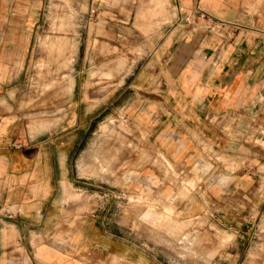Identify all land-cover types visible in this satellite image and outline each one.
Listing matches in <instances>:
<instances>
[{
	"label": "crops",
	"instance_id": "0c3cea01",
	"mask_svg": "<svg viewBox=\"0 0 264 264\" xmlns=\"http://www.w3.org/2000/svg\"><path fill=\"white\" fill-rule=\"evenodd\" d=\"M39 2L0 0V264H158L136 249L135 237L104 224L102 201L90 211L71 205L80 194H67L64 184L75 181L73 158L87 130L81 98L69 96L58 121L38 117L28 125L18 108ZM167 2L172 23L149 36L145 60L111 103L128 92L131 119L147 131L148 147L189 173L216 166L205 149L238 165L214 175L197 169L199 185L180 209L206 218L197 238L208 262L264 264L257 250L264 245V0H156L151 12L164 13ZM196 5L208 18L185 23ZM212 20L224 22L221 30L207 28ZM68 32L45 35L40 51L62 38L68 61L76 47ZM65 80L70 93L73 78ZM216 230L232 236L224 248L217 249Z\"/></svg>",
	"mask_w": 264,
	"mask_h": 264
},
{
	"label": "rangeland",
	"instance_id": "374dc122",
	"mask_svg": "<svg viewBox=\"0 0 264 264\" xmlns=\"http://www.w3.org/2000/svg\"><path fill=\"white\" fill-rule=\"evenodd\" d=\"M155 6L156 0H40L18 108L28 125L38 117L56 116L58 121L67 110L69 96L81 98L87 130L73 158L75 181L64 184L67 194H80L71 199V205L90 211L102 201L104 224H113L117 233L135 237L136 249L144 248L158 264H224L208 262L199 247L197 228L204 226L206 218L187 215L180 204L189 202L199 185L197 169L214 175L238 165L205 149L216 166L207 164L189 173L148 147L147 131L131 119L128 92L111 103L114 89L132 77L145 60L149 36L172 23V4L166 3L164 13L151 12ZM140 12L144 15L137 18ZM162 14L166 20L158 22ZM65 32L76 45L67 62L62 38L52 39L43 45L46 51H40L41 38ZM94 70L98 73L92 76ZM70 77L74 86L65 93V79ZM74 105L72 102V116ZM145 172L149 176L144 177ZM190 179L193 183L187 184ZM147 211L154 216L144 217ZM130 222L132 228L126 230L124 225ZM216 237L217 249L232 238L220 230ZM257 250L264 252V245Z\"/></svg>",
	"mask_w": 264,
	"mask_h": 264
},
{
	"label": "built area",
	"instance_id": "2783aa9c",
	"mask_svg": "<svg viewBox=\"0 0 264 264\" xmlns=\"http://www.w3.org/2000/svg\"><path fill=\"white\" fill-rule=\"evenodd\" d=\"M195 17H198V19H200V20H204V19L208 18V15L199 5H196L195 11L186 14L184 16L183 20L187 24H195L196 23V18ZM223 25H224L223 21L212 20L208 24L207 28L210 29V30L219 31V30H221Z\"/></svg>",
	"mask_w": 264,
	"mask_h": 264
}]
</instances>
